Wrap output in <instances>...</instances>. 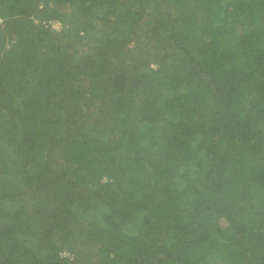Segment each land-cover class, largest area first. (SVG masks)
Segmentation results:
<instances>
[{"label":"trees","instance_id":"16d2710c","mask_svg":"<svg viewBox=\"0 0 264 264\" xmlns=\"http://www.w3.org/2000/svg\"><path fill=\"white\" fill-rule=\"evenodd\" d=\"M0 18V264H264V0Z\"/></svg>","mask_w":264,"mask_h":264},{"label":"rangeland","instance_id":"374dc122","mask_svg":"<svg viewBox=\"0 0 264 264\" xmlns=\"http://www.w3.org/2000/svg\"><path fill=\"white\" fill-rule=\"evenodd\" d=\"M0 22H1V20H0ZM53 26H55V27H59L60 24H59L57 21H54ZM133 45H134V42H133V41L129 42V44H128L129 47H131V46H133ZM130 52H131V51H130ZM131 53H132V52H131ZM152 66H156V64H155V63H152Z\"/></svg>","mask_w":264,"mask_h":264},{"label":"clouds","instance_id":"9594fccd","mask_svg":"<svg viewBox=\"0 0 264 264\" xmlns=\"http://www.w3.org/2000/svg\"><path fill=\"white\" fill-rule=\"evenodd\" d=\"M0 20H2V19L0 18Z\"/></svg>","mask_w":264,"mask_h":264}]
</instances>
